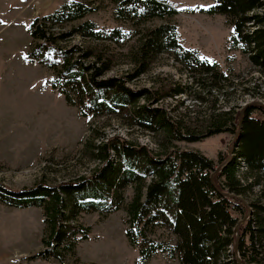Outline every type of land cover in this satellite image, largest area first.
Returning a JSON list of instances; mask_svg holds the SVG:
<instances>
[{"label": "trees", "instance_id": "1", "mask_svg": "<svg viewBox=\"0 0 264 264\" xmlns=\"http://www.w3.org/2000/svg\"><path fill=\"white\" fill-rule=\"evenodd\" d=\"M114 6L117 20L137 27L138 39L129 47L131 74L105 77L112 67L102 53L81 45L62 47L57 41L78 35L84 39L111 42L122 38L119 30L99 31L91 21H83L69 32L54 33L55 26L83 20L95 11L90 2L71 1L53 13L35 18L29 27L32 40L29 57L52 72L51 87L65 103L77 107L81 118L115 116L129 130L137 129L155 137L158 151L120 136H99L90 130L81 152L97 166L87 175L54 186L36 184L31 189L11 191L0 185V203L26 209H42L45 236L42 249L28 260L55 259L75 251L88 239L91 228L83 226L81 214L107 217L121 209L126 213L124 236L139 253V264H147L158 252L178 264H261L264 260V203L248 204L244 199L264 182V105L251 103L243 112L242 128L233 142L232 156L213 160L194 151H184L177 143H195L210 136L236 133L241 107L223 110L214 104L206 115L204 130L191 129L173 116L162 103L186 93V84L166 91L163 88L134 90L128 80L145 74L159 55L171 54L190 75V84L206 79L219 91L226 79L213 62L198 52L181 46L177 28L171 24L139 27L153 20L169 19L177 10L164 0H107ZM209 15L225 16L234 28V45L264 76V15L255 13L264 0H213ZM251 24V25H249ZM248 26L253 31L246 32ZM204 89V87H203ZM223 89V88H222ZM244 95L263 98L258 85L244 88ZM264 99V98H263ZM196 100L203 102L202 98ZM97 135H94V134ZM131 190V195L125 194ZM230 195V196H226ZM155 229L175 238V244L151 239ZM238 240V241H237Z\"/></svg>", "mask_w": 264, "mask_h": 264}, {"label": "rangeland", "instance_id": "2", "mask_svg": "<svg viewBox=\"0 0 264 264\" xmlns=\"http://www.w3.org/2000/svg\"><path fill=\"white\" fill-rule=\"evenodd\" d=\"M71 1L74 0H0V185L14 192L31 189L39 183L54 186L90 173L97 163L81 149L91 129L101 137L117 135L158 151L154 136L137 129L129 130L118 117L81 118L78 108L68 106L63 96L52 89V72L29 57L31 22ZM75 1L90 2L95 11L81 21L55 26V34L69 32L79 23L91 21L99 31L119 30L123 36L111 42H98L75 35L57 43L67 48L76 44L82 48L93 47L96 53H102L112 65L105 77L125 78L131 74L128 49L139 37L138 28L117 20L114 6L107 0ZM164 1L178 14L147 22L139 28L174 25L181 46L197 51L201 59L217 63L226 79L216 92L209 79L202 81L201 93L200 86L190 84V75L173 56L162 54L145 74L128 80L127 85L134 90L163 88L166 91L186 84L185 94L167 98L162 105L186 126L202 131L207 126L206 115L214 104L223 110L234 107L235 113L247 104H264V76L250 63L248 56L235 48L232 23L225 16L202 12L214 4L213 0ZM255 13L264 15V7ZM253 30L248 26L245 31ZM254 85L259 86L263 98L256 100L244 95L242 90ZM198 97L203 102L196 100ZM233 137L231 132H225L200 142H180L177 147L198 152L213 160L217 167L221 158L232 154ZM125 195L129 197L131 190ZM244 201L264 203V182L248 192ZM125 220L124 209L107 217L97 213L81 214L80 223L90 227L91 232L87 240L75 246L73 254L64 257L62 264H139L138 251L124 236ZM44 236L41 208L17 209L0 203V264H61L55 259H27L42 249L40 240ZM150 236L159 242L175 244V238L163 229H155ZM147 264H178V260L158 252Z\"/></svg>", "mask_w": 264, "mask_h": 264}, {"label": "water", "instance_id": "3", "mask_svg": "<svg viewBox=\"0 0 264 264\" xmlns=\"http://www.w3.org/2000/svg\"><path fill=\"white\" fill-rule=\"evenodd\" d=\"M256 104L264 105L263 103H259V102L256 103ZM248 105H249V104L245 105V106L241 109V111H240L238 127H237V130H236V133L234 134L233 142H234V140L236 139V137L239 135V133L241 132L242 121H243V112H244L245 108H246ZM231 156H232V154L229 153V154H228V160L231 158ZM226 196H230V195H226ZM239 199H240V200L242 201V203L247 207L248 211H247V215H246L241 221H239L238 224H237L236 227H235V234H236V237H237V238H238V235H239V225H240L241 223H243V222L247 219L248 215H250V209L248 208V204L244 201V199H241V198H239ZM237 241H238V240H237Z\"/></svg>", "mask_w": 264, "mask_h": 264}]
</instances>
